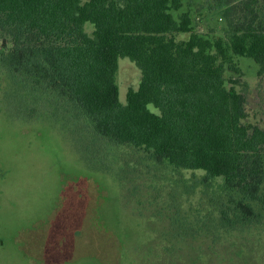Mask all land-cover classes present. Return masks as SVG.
I'll return each instance as SVG.
<instances>
[{
  "label": "rangeland",
  "instance_id": "1",
  "mask_svg": "<svg viewBox=\"0 0 264 264\" xmlns=\"http://www.w3.org/2000/svg\"><path fill=\"white\" fill-rule=\"evenodd\" d=\"M227 2L172 0V13L188 12L195 31L226 40ZM12 48L0 32V55ZM258 68L234 55L224 76L246 97L243 122L264 129ZM141 79L134 62L119 58L123 104ZM50 84L0 62V264H264V152L250 200L224 178L103 137Z\"/></svg>",
  "mask_w": 264,
  "mask_h": 264
},
{
  "label": "trees",
  "instance_id": "2",
  "mask_svg": "<svg viewBox=\"0 0 264 264\" xmlns=\"http://www.w3.org/2000/svg\"><path fill=\"white\" fill-rule=\"evenodd\" d=\"M227 4L228 38L211 40L194 30L188 12L174 16L172 0H0V32L13 44L0 62L49 77L103 137L224 178L256 200L264 129L243 122L246 97L224 73L238 55L264 75V0ZM182 32L189 38L178 40ZM124 57L142 73L125 104L116 83Z\"/></svg>",
  "mask_w": 264,
  "mask_h": 264
}]
</instances>
